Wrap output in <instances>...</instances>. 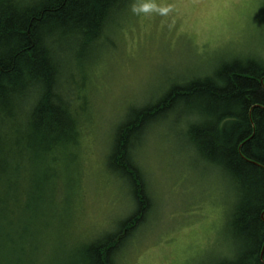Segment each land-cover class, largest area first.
<instances>
[{"label":"trees","instance_id":"16d2710c","mask_svg":"<svg viewBox=\"0 0 264 264\" xmlns=\"http://www.w3.org/2000/svg\"><path fill=\"white\" fill-rule=\"evenodd\" d=\"M136 2L0 0V189L11 186L17 193L6 202L0 195V264H44L57 242L58 223L46 234L49 224L43 208L47 215L48 207H42L43 200L34 199L33 193L21 197L17 188L33 186L45 193L44 201L54 196L52 180L32 173L30 158L77 147L82 136L76 116L86 110L83 82L57 85L54 79H63V69L52 59L50 50L55 48L45 45L55 46L62 56L72 54L83 64L89 44L94 40L106 44L108 28H116ZM60 94L67 100L78 96L84 105L63 107ZM30 104L32 108L24 112ZM176 112L173 123L186 124L197 154L220 168L235 189L227 221L233 257L215 264H264V59L257 57L224 62L127 114L107 160L109 170L128 184L136 210L116 230L81 240L73 257L54 264H116V252L123 250L152 205L136 150L151 124L166 122L167 114L173 119Z\"/></svg>","mask_w":264,"mask_h":264},{"label":"rangeland","instance_id":"374dc122","mask_svg":"<svg viewBox=\"0 0 264 264\" xmlns=\"http://www.w3.org/2000/svg\"><path fill=\"white\" fill-rule=\"evenodd\" d=\"M130 9L84 79L88 109L75 149L79 165L67 190L55 200L37 193L48 207L46 234L56 222L63 233L55 232L57 242L44 264L67 261L81 240L115 230L133 211L130 188L106 161L131 108L224 62L264 59V0H137ZM64 79L71 81L67 74ZM177 116L151 124L136 150L152 207L117 264H215L233 257L227 223L236 198L231 180L197 154L186 124L173 123Z\"/></svg>","mask_w":264,"mask_h":264},{"label":"bare ground","instance_id":"6f19581e","mask_svg":"<svg viewBox=\"0 0 264 264\" xmlns=\"http://www.w3.org/2000/svg\"><path fill=\"white\" fill-rule=\"evenodd\" d=\"M20 1L21 0H19V2ZM133 7H134V5H133ZM130 11H131V9L128 10L127 14H130ZM121 29H122V23H119L116 26V28L115 27H113V28L111 27L110 29L108 28L107 34H105L106 38H110L111 39V37L113 35L117 34ZM96 41L97 40H94L93 43L89 44L88 49H87L88 50V54L85 57V62H83V64L81 62H79L77 60L76 56H74L72 54L71 55H66V56H62L61 54H58L56 52L57 49H56L55 46H52L50 44L49 45L46 44L45 47L55 48L53 51H52V49L50 50L51 54H52V59H53L55 65L57 66L58 69L59 68L61 70L63 69V74H67V75L71 74V75H69L70 77H73V80L71 79V82L72 81H79V82L82 81L83 85H84V84H86L84 79L87 77L88 72H91V69L93 67V61L98 56V53L100 51V47L103 46V44L105 43V42H100L99 40L97 42ZM56 55H57V57H56ZM202 74L205 75L204 73H202ZM76 79H78V80H76ZM54 81L56 82L57 85L60 84V87H62V88H63V85L64 86H68V84H67L68 82L67 81L61 83V80L59 78L57 80L54 79ZM173 86H175V85H173ZM75 88H76V86H75ZM83 89L86 91L85 87ZM60 95H62V94H60ZM57 96H59V95H57ZM59 98H60V100H62V103L64 104L63 107H65V106L69 107L71 105V103L74 104V103L80 102L78 96H74L73 98L71 97L69 100L66 99L65 95L59 96ZM84 98H85L84 100H87V97H84ZM20 101H22V100H20ZM19 105H20L19 106V109H20L21 103ZM32 105H33V103H32ZM32 105L31 104L27 105L25 107V109H24V112L30 110L32 108ZM63 107H61V108H63ZM85 108L88 109V106H86ZM19 109H18V111H19ZM64 110H69V109L65 108ZM138 110H139V107H134V108H131L129 110V112L130 113L131 112H137ZM80 114L81 115L76 116V118L81 121V120H83V115L84 114H82V112ZM168 117H169V114L165 115L164 119L167 120ZM161 119H162V117H161ZM150 127L151 126H149L146 129V131H145L146 133H145V135H144V137L142 139V144L144 143V141L146 139L145 136L147 135V131H148V129ZM192 146H193V144H192ZM75 149H78V148H76L75 146L72 147V149L63 148L61 153H59V154L57 153L58 149H55V150L47 153L46 155H42L43 157L41 159L37 158L36 155H34L33 157L31 156L32 158H34L36 160V162L34 160H32V158H30V169H33L32 173H34V174H36V175H38L40 177H45V178L49 177V179L52 180V185L55 188V193H54V196H50V195H48V196L50 198L54 199V200L57 199V198H59V199L62 198L60 196L59 192H62V191L65 192L67 190V186H68V184L70 182V178H71L70 177V175H71L70 173H71V171L73 169L75 170L74 167H78V165H79L78 164L79 163L78 159H76L77 158L76 157L77 153H76ZM24 160L26 162V165H28L29 164V160L28 159H24ZM106 161H107V165H108V160H106ZM108 168H109V166H108ZM22 169H23V167H22ZM25 188H28V190L22 191ZM32 189H33V186H24V187L17 188V191L20 192V196L21 197L23 195H27V194L33 193V195L35 196L34 199L39 198V195L37 196V193L39 192V189H37V188H34V190H32ZM232 190L234 191V197H235L236 194H235V189H234L233 186H232ZM12 194L17 195L16 190L13 187H11V186H3V188L1 187L0 195L2 197V201L3 202L8 201L10 199V197L12 196ZM44 194L45 193L40 192V195L45 196ZM46 195H47V192H46ZM131 200H132V204H133L132 207H134L132 209L133 211L131 212V214L127 215L125 218H123L121 221H119L117 223L118 224L117 228L120 227V224H121V222L123 220H125L128 216L132 215L135 212V210H136V201H135L134 197H132V195H131ZM151 203H152V200H151ZM151 207H152V205H151ZM149 212H147V214L145 215V218H143V220L139 223V226L133 231V233L139 227H142L143 223L147 219V216H148ZM56 232L58 234H62L61 230H59V229H57ZM110 232H112V231H110ZM106 233L108 234V232H106ZM106 233H103V234L99 235L98 237H100L102 235L106 236L107 235ZM133 233H132V235H133ZM104 234H106V235H104ZM120 255H121L120 252H116V254H115L116 264H117V259H118V257Z\"/></svg>","mask_w":264,"mask_h":264}]
</instances>
